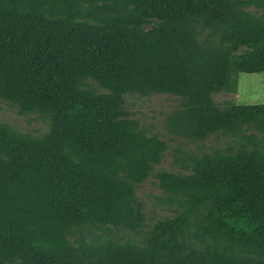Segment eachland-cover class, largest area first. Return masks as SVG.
I'll return each instance as SVG.
<instances>
[{
  "label": "trees",
  "instance_id": "1",
  "mask_svg": "<svg viewBox=\"0 0 264 264\" xmlns=\"http://www.w3.org/2000/svg\"><path fill=\"white\" fill-rule=\"evenodd\" d=\"M264 0H0V98L49 119L42 135L0 122V264H264V149L242 143L157 173L181 208L143 244L75 228L146 223L138 184L167 143L125 94L181 103L168 131L191 141L264 134V103L219 105L264 72ZM143 16L162 21L144 28ZM241 45L248 48L240 54ZM93 82L107 92H98Z\"/></svg>",
  "mask_w": 264,
  "mask_h": 264
},
{
  "label": "rangeland",
  "instance_id": "2",
  "mask_svg": "<svg viewBox=\"0 0 264 264\" xmlns=\"http://www.w3.org/2000/svg\"><path fill=\"white\" fill-rule=\"evenodd\" d=\"M244 9L264 19V8L255 4L244 6ZM142 26L151 28L162 21L157 16H143ZM247 45H241L236 54L247 50ZM93 87L98 92L107 90L93 82ZM125 97V108L131 118L140 122L149 135H156L166 141L167 148L161 163L154 166L150 177L137 186V197L144 204L146 223L138 230H131L122 225L85 226L75 228L72 239L78 236H106L120 242L131 241L143 244L146 236L163 220L174 217L181 209L177 201H174L160 186L157 173L165 170L174 174H189L193 158L204 153L215 151L227 152L245 143L252 147L258 145L264 149V134L246 129L241 138L227 137L223 134L212 135L205 141H191L181 136H176L168 131L167 116L179 107L180 99L169 93H153L148 95L128 93ZM215 101L223 106L227 102L236 104L264 103V72L240 73L238 75L237 92L219 91L213 94ZM0 122L6 123L24 133L42 135L49 130V119L40 113H21L17 105L0 98Z\"/></svg>",
  "mask_w": 264,
  "mask_h": 264
}]
</instances>
